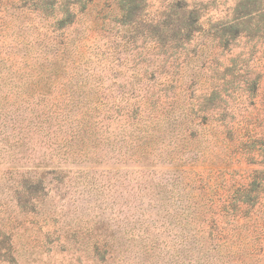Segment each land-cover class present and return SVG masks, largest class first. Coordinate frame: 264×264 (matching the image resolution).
<instances>
[{
  "label": "rangeland",
  "instance_id": "obj_1",
  "mask_svg": "<svg viewBox=\"0 0 264 264\" xmlns=\"http://www.w3.org/2000/svg\"><path fill=\"white\" fill-rule=\"evenodd\" d=\"M238 1L0 0V264H264V157L250 162L237 141L244 119H264V45L211 30ZM125 3L137 9L122 25ZM180 5L199 9L197 30L161 32ZM258 73L252 105L246 78ZM210 87L230 96L231 151L190 121ZM148 91L178 93V107L141 117ZM80 134L89 152L44 157ZM36 166L39 200L20 204L17 181ZM203 194L209 205L180 217L176 199Z\"/></svg>",
  "mask_w": 264,
  "mask_h": 264
},
{
  "label": "trees",
  "instance_id": "obj_2",
  "mask_svg": "<svg viewBox=\"0 0 264 264\" xmlns=\"http://www.w3.org/2000/svg\"><path fill=\"white\" fill-rule=\"evenodd\" d=\"M134 4L135 3H125L118 6V12L122 13V16L127 17L125 18L126 22H121L122 25L126 23L130 24L128 16H130L137 9V5ZM179 9L184 11L186 10L184 15H181L182 19H176L177 21H180V23L176 25V23L168 24L166 21H163L160 24L161 32L168 33L175 31L177 34L185 36V34L187 35L197 30L193 27V24L199 23L201 19L199 14H197L199 9L196 7L191 10H187L185 5H180ZM231 10L232 17L227 21L216 25L217 27L215 29H211L213 34H216L219 40H223L228 44L240 36H245L251 41L264 45V0H239ZM63 12L69 15L71 14V9H64ZM169 16H179V14L173 12V14H170ZM70 25L71 22H67L65 19H61L58 22L59 28H65ZM198 31H202V28L199 27ZM156 40L157 41H155V43H158L159 38H156ZM261 79L262 75L260 73L249 75L246 78L248 87L245 89V92L247 97L250 98L252 105L256 103V98L260 94L259 87L261 86ZM181 93L182 91L180 94ZM203 96V103L199 106V109H197L196 112L191 114V123H194V125L200 124L209 129L210 133L208 141L213 148L216 146L222 147L224 144L227 148H229L228 150L231 151L230 148L235 141L236 133L229 130L234 128V123L231 124L228 117H225L223 114L225 110L223 103H225L227 97L230 98L228 92H226V89L222 87H210ZM159 98L160 97H155L153 92L149 91L147 94L142 95V99L137 105L141 117H143V112H148L155 117L159 113L157 117L160 116L166 118L170 115L169 113L171 110L174 111V109L176 110L178 107V93H176V95H167L162 100ZM130 112V109L127 108L125 110L126 114L123 113L125 115L124 118H131L132 116L130 115ZM197 120L198 123L196 122ZM244 120L248 133L246 136L241 135L240 139H236L242 145L246 143L249 161L251 162L253 160H257L255 159L256 155L264 157V139L263 136L260 135L264 132V126L262 124L264 119L261 120L256 118L253 120L246 118ZM149 127L150 128H147L149 131L147 133V138L154 136L153 131L155 130V124ZM249 127L250 130H248ZM237 133L238 135L241 134L240 131H237ZM194 136L196 138L198 135L195 134ZM80 137L81 140L79 142H73L74 145L68 147L67 150L54 151L55 148L53 147V149H51L48 153H44V157L49 156L52 163L58 162V164H60L63 161H67L69 157H74L76 155L79 156L85 152H89L86 151L85 148H87V146L91 143H85L81 134ZM81 141L83 143L82 145H80ZM94 144L97 145L96 143ZM35 169L37 171H35L33 177H31L30 174H23V180L17 181V197L20 204H22V201L26 200L29 204L35 205L34 203L39 200L38 197H40V191L43 187H41V185H43L45 181L42 177L45 176H41L40 174L41 166H36ZM58 170L59 169L54 168L52 173H60ZM38 176L41 177L39 178ZM35 182H37L38 185L31 186ZM29 184L30 186H28ZM202 188L204 189L203 186ZM201 198L202 200L199 201V203H196V201H193L190 198L178 197V199H176L175 208L176 211H180V215H183L180 217L187 218L189 213H192L190 208L201 210L205 204L209 205V203H207L209 198H207L206 195L203 194ZM233 200H231V202H233ZM233 206H235V204H233Z\"/></svg>",
  "mask_w": 264,
  "mask_h": 264
}]
</instances>
